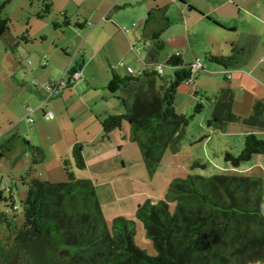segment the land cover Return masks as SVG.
Returning <instances> with one entry per match:
<instances>
[{
    "label": "trees",
    "instance_id": "trees-1",
    "mask_svg": "<svg viewBox=\"0 0 264 264\" xmlns=\"http://www.w3.org/2000/svg\"><path fill=\"white\" fill-rule=\"evenodd\" d=\"M41 2L43 8L37 18L44 20L55 6L54 0ZM63 16V26H69L70 20ZM156 19L155 10L149 14L146 27ZM10 23L9 18L0 15L1 39L9 32ZM162 32L148 36L153 42L147 50L150 64L165 48ZM22 39L25 43L30 41L28 36ZM148 46L149 42L145 43V48ZM243 52L236 49L232 57L209 54L208 59L232 70ZM156 66L125 76L111 69L109 93L117 95L125 109L124 114L107 115L101 121L104 141L110 139L112 132L122 130L124 122L130 124L126 139L139 146L151 174L166 152H179L190 118L177 112L176 98L180 87L193 86L196 75L193 65H186L181 53L165 61V66L175 70L169 79L163 77L164 65ZM76 71L81 70L69 69V82ZM197 94L194 91L193 95ZM235 95L227 87L215 98L210 126L221 125L219 128L224 129L228 123L241 120L233 113ZM203 109L204 105L198 103L196 113ZM254 109L243 120L264 130V100L256 102ZM26 144L37 153L34 162L38 163L42 150ZM12 149L13 140H9L0 148V160ZM73 149L76 166L85 169L82 145L78 143ZM256 156L264 157V140L250 133L245 136L241 154L233 156L227 152L225 162L238 169ZM64 165L66 183L21 178L28 188L21 206L15 201L12 188L8 195L0 189V228L4 226L10 232L3 237L0 234V264H264V187L260 178L190 175L174 179L164 200H148L139 205L135 214L157 252L150 256L135 244L136 222L117 217L109 224L94 182L76 178L69 161H64ZM20 207L24 221L18 227L16 212Z\"/></svg>",
    "mask_w": 264,
    "mask_h": 264
},
{
    "label": "rangeland",
    "instance_id": "rangeland-1",
    "mask_svg": "<svg viewBox=\"0 0 264 264\" xmlns=\"http://www.w3.org/2000/svg\"><path fill=\"white\" fill-rule=\"evenodd\" d=\"M54 6L55 8L67 6L70 13H74L78 9L75 5L68 4L67 0H54ZM42 8L43 4L41 0H0L1 17H7L12 21L9 32L3 39L0 38V88L9 80L8 75L10 74L11 66L15 62L14 56L16 55H18L16 56L17 59L24 60V66L33 68L39 65V57H43L46 53L43 52L44 46L51 45V41L55 40L69 41L74 45V48L70 50V58H66V60L70 62L76 56L80 40L76 39L74 27L67 28V26H63V17L61 13L55 11V8H53V13L47 18L39 20L37 13ZM83 11L84 8H80L77 12L81 13ZM58 22L62 26L61 30L54 29V24H58ZM27 31H29L35 41L30 40L27 43L22 41V37L27 36ZM42 35H46V39H49L45 44L42 43L44 41ZM203 45L204 43L198 46L199 51L205 49ZM17 50H20L19 53H17ZM168 53V50L164 48L157 60L152 62V67H150L153 70L157 67L156 63L163 64L165 71V76L163 75V77L167 79L175 73L174 68L165 66ZM201 55L204 65L208 64L211 68H214L213 70L219 68L225 72L223 67H218L216 64L211 63L208 59L209 54L205 55L203 53ZM144 57L149 58V53L146 50L144 51ZM78 58H83L82 52ZM28 61L32 65H28ZM223 72L220 75L214 71L211 72L210 69L196 72L194 83L197 84L196 87L199 93L196 96L192 93V89L194 90L195 87L182 86L179 88L176 98L177 112L190 118V124L186 128L185 136L180 143L179 152L176 154L171 151L166 152L155 173L151 174L145 166L139 146L130 141V139H126V135L130 132V124L128 122H124L122 130L112 132L110 139L105 141L102 139L103 133L99 139L95 138L97 130L102 132L101 123H98L97 130L92 128V125L89 128L92 135L89 139L85 140L87 142H79L83 147V158L86 162V168L79 170L73 159L74 149L71 147L73 146V139L71 140L70 137L78 140L80 139L79 135L86 134V131L82 128L81 121H73L67 114L59 127L51 133H48L46 129L57 122L44 120L42 123H36L37 126L41 125L43 127L42 131L35 132V134L30 136L28 132L29 125L31 124H29L27 119H22L19 124L20 129H23L21 147L26 146L23 143L25 140H31L32 143L42 146L40 148L42 155L38 157L39 162L35 163L34 160L37 158V153L30 149V147L26 146L27 153L25 154L22 151L16 153L14 146L10 152L6 151L5 156L7 158L5 159L4 157L0 160V189L4 190L5 194L8 195L9 189L12 188L15 201L21 206L22 202L26 199L28 189L21 181V178L25 177L27 181L39 179L50 183H66L68 178L65 174L64 161H69L71 170L76 178L94 182L97 189L96 193L102 206L101 208L109 224H112L113 220L117 217H124L129 221H135V244L148 255L156 256L157 252L153 247L152 241L148 239L143 224L135 219V214L139 205L145 204L148 200L155 202L164 200L166 192H168V188L174 179H183L190 175L206 178L223 175H227L228 177L244 175L260 178L264 187V157L256 156L251 162L241 164L238 169H234L230 164L225 162V154L227 152L233 156L241 154L245 145L246 135L254 133L264 140V130H260L258 126L253 127L243 120L252 115L255 111L254 106L256 102L263 99L259 98L250 107L245 104L249 101L246 100V94H243L242 90L235 88L233 90L236 94L235 100L237 103H235L233 113L240 117L241 120L228 123L224 129L219 128L221 125H209V120L212 119L213 111L216 108L215 98L221 95L224 88L230 87L228 78L223 76ZM32 75L28 76L30 81L34 80ZM35 77L39 79L36 75ZM37 81L39 82V80ZM42 87L40 85L35 90ZM109 92L108 90L107 93L110 96L109 102L105 100L100 102L102 107L106 105L104 117L106 118L107 115L120 116L121 112L124 114L125 107L122 106L117 95L114 96ZM40 101H42L41 104L45 103L47 97L45 96ZM52 102L50 101V103ZM50 103L47 104L45 110L48 109ZM198 103H202L204 109L196 113ZM96 113L98 112L96 111ZM39 114L42 116L41 111ZM91 114L90 110L85 112L79 107L75 109V115H80L84 119H89ZM33 118L35 122L39 119L36 114L33 115ZM13 137L14 135L10 134V139ZM6 142H1L0 148ZM16 155L20 157L21 161L14 168L12 160ZM172 208L174 209V206ZM8 211L13 214L11 209ZM262 214L264 215V204L262 206ZM16 218L17 226L21 227L24 221L21 207L16 212ZM5 228L4 226L0 228L2 237L10 234ZM9 246L10 243L8 244Z\"/></svg>",
    "mask_w": 264,
    "mask_h": 264
},
{
    "label": "crops",
    "instance_id": "crops-1",
    "mask_svg": "<svg viewBox=\"0 0 264 264\" xmlns=\"http://www.w3.org/2000/svg\"><path fill=\"white\" fill-rule=\"evenodd\" d=\"M67 1L78 9L84 8L85 11L79 13L77 9L76 12L70 13L67 6L55 8L63 17L62 25L63 15H66L70 20L67 28L74 27L76 30L74 32L76 39L80 40L76 56L70 62L66 60L70 58V50L74 45L69 41L55 40L51 41V45L44 46L43 52L46 53L39 57V65H36V68L24 66V60L17 59L16 55L15 62L10 68L11 75H8L9 80L6 79L5 85L0 88V143L13 140L16 153L21 151L23 154L27 153L26 142L33 147H42L31 140L23 142L27 147L22 148L20 145L21 139L23 140V129H20L19 124L22 119L28 120L30 111L33 112L32 118L36 114L39 119L34 123L29 121L31 124L29 136L42 131L43 127L37 126L36 123L46 120L44 112L48 111L55 116V119L49 122H57L46 129L48 133L59 127L68 114L73 121H81V126L86 131V134L79 135L78 140L70 137L71 140H75H72L71 147L74 148L79 142L89 139L92 135L89 128L93 125L92 128L97 130L98 123L105 119L106 105L102 107L100 102L103 100L109 102L110 96L107 92L112 76L111 69L114 68L123 76L127 75L128 68H132L135 74L150 69L151 59L144 57V51L150 50L153 44L149 37L161 31L165 40V50L169 52L168 58L175 53H181L186 65H194L198 61L201 67L197 72L204 69H210L218 75L223 72L222 69L213 70L214 68L208 64L204 65L201 54L232 57L236 54V49H242L244 52L239 57L237 67L232 70L224 68L223 76L228 78L232 90L237 88L246 94L249 104L247 102L245 104L250 107L259 98L264 100V0ZM155 10L156 21L146 27L149 14ZM57 25L58 27L54 26V29L61 30L60 22ZM26 35L35 41L29 31ZM46 38V35H42L43 44L49 40ZM147 42L149 46L145 48ZM202 43L205 49L199 51L198 46ZM19 51L17 50V53ZM81 52L83 58L79 59ZM44 57L46 65H43ZM29 62L27 64L32 65ZM74 67L81 70V78L70 87L62 89L57 97L41 104L40 100L47 97V93L43 87L37 90L35 88L51 80L68 81V71ZM30 75L34 77L33 81L28 78ZM35 75L39 79H36ZM196 86L194 83L192 88L195 89H192V93L198 92ZM49 103L50 106L45 110ZM235 103L236 100L234 106ZM78 107L85 112L91 111L89 119L75 115V109ZM40 111L42 116L39 114ZM10 134L14 135L11 139ZM101 136L102 132L97 130L95 138L99 139ZM76 137L78 138L77 135ZM20 161L19 156H14L12 160L14 168Z\"/></svg>",
    "mask_w": 264,
    "mask_h": 264
},
{
    "label": "built area",
    "instance_id": "built-area-1",
    "mask_svg": "<svg viewBox=\"0 0 264 264\" xmlns=\"http://www.w3.org/2000/svg\"><path fill=\"white\" fill-rule=\"evenodd\" d=\"M47 57V56H46ZM46 57H44L43 60V65H46ZM30 63V62H29ZM201 67L200 63L197 61L194 65H193V71L197 72V69H199ZM160 71H162L161 67H159ZM128 72L132 74H134V71L132 70V68H128ZM81 71H76L74 74H72L71 77V81H65V80H59V81H55V80H51V81H47L43 87L47 93V101H49L50 99L56 97L59 95L60 91L63 88H67L69 87L70 84L74 83L75 81H77L78 79L81 78ZM191 84L193 83V81L190 82ZM38 85V84H36ZM33 114L32 111H30V115L28 116V121H30L31 123H34L35 120L31 117V115ZM44 118L49 122V121H53L55 119V116L53 113H48L46 112L44 114Z\"/></svg>",
    "mask_w": 264,
    "mask_h": 264
}]
</instances>
